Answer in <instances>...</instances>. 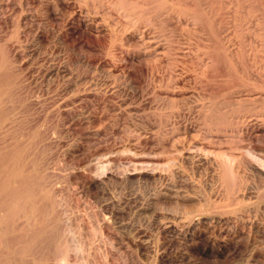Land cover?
Segmentation results:
<instances>
[{"label":"rangeland","instance_id":"rangeland-1","mask_svg":"<svg viewBox=\"0 0 264 264\" xmlns=\"http://www.w3.org/2000/svg\"><path fill=\"white\" fill-rule=\"evenodd\" d=\"M0 264H264V0H0Z\"/></svg>","mask_w":264,"mask_h":264},{"label":"bare ground","instance_id":"bare-ground-1","mask_svg":"<svg viewBox=\"0 0 264 264\" xmlns=\"http://www.w3.org/2000/svg\"><path fill=\"white\" fill-rule=\"evenodd\" d=\"M217 24V23H216ZM153 38V37H152ZM154 39V38H153ZM152 39V40H153ZM259 42V41H258ZM260 46V45H259ZM255 79H257V78H255ZM88 184H89V186H93L94 184H95V181H94V179H89V182H88Z\"/></svg>","mask_w":264,"mask_h":264}]
</instances>
